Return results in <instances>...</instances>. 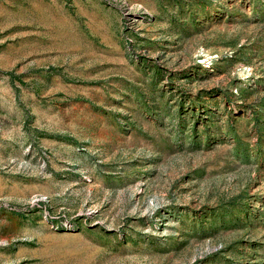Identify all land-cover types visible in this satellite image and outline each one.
I'll list each match as a JSON object with an SVG mask.
<instances>
[{"label":"rangeland","instance_id":"1","mask_svg":"<svg viewBox=\"0 0 264 264\" xmlns=\"http://www.w3.org/2000/svg\"><path fill=\"white\" fill-rule=\"evenodd\" d=\"M0 264H264V0H0Z\"/></svg>","mask_w":264,"mask_h":264}]
</instances>
